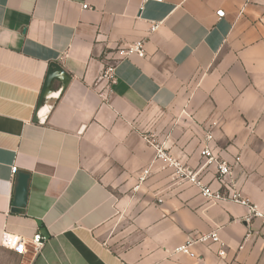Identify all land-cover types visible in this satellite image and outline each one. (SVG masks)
Returning <instances> with one entry per match:
<instances>
[{"label": "crops", "instance_id": "1", "mask_svg": "<svg viewBox=\"0 0 264 264\" xmlns=\"http://www.w3.org/2000/svg\"><path fill=\"white\" fill-rule=\"evenodd\" d=\"M138 40L145 55H125ZM52 64L70 79L39 104ZM207 131L218 157L239 154L232 181L264 211V0H0V240L27 241L0 245V264H264L260 220L154 160L150 141L197 168ZM201 176L218 187L214 165ZM211 230L224 256L175 252Z\"/></svg>", "mask_w": 264, "mask_h": 264}, {"label": "built area", "instance_id": "2", "mask_svg": "<svg viewBox=\"0 0 264 264\" xmlns=\"http://www.w3.org/2000/svg\"><path fill=\"white\" fill-rule=\"evenodd\" d=\"M86 4H82V8H86ZM157 27V24L153 23L150 26V31H154ZM125 55L136 54L139 57H143L145 55L144 43L143 40H138L133 42L129 46H127L124 50ZM103 76L106 77L109 81L113 80L112 68L107 67ZM146 138V137H145ZM147 141H150L146 138ZM211 133L209 131L206 132L203 137L201 148L199 151L201 157V164L194 169L188 168L183 164V162L174 156H172L163 143H155L150 141L154 148V160L163 163L165 168H169L172 171V176L177 178L180 182L190 183L195 186L199 192V194L206 199L208 202L215 203L221 200L232 201L242 205L246 208L247 212L244 216V220L246 222H250L254 219H258L261 221L262 227L264 228V211L261 210L255 203L250 202L247 198L241 195V192L237 190L235 187L231 175L233 168L240 163L239 154L235 155L233 160H226L218 157L217 154L213 151L211 146ZM209 165H214L215 167V176L214 180L217 182L218 187L212 188L211 185L203 180L201 176L204 168ZM149 168L143 170L142 175L140 176V180H143L144 177L148 174ZM17 172V167L15 165L11 166V174L14 176ZM262 240H264V230L261 234ZM46 240V236H42L40 234H34L30 243L35 252H38L44 241ZM26 240L15 234L3 233L0 245L14 250L17 254H24L27 252L26 248ZM217 243L220 244V249L218 250V255L220 257L224 256L225 250L222 248V242L219 238V234L217 230H211L206 233H200L193 237H189L183 244L177 246L175 248V252L186 253L189 255H193L190 246L193 243Z\"/></svg>", "mask_w": 264, "mask_h": 264}, {"label": "water", "instance_id": "3", "mask_svg": "<svg viewBox=\"0 0 264 264\" xmlns=\"http://www.w3.org/2000/svg\"><path fill=\"white\" fill-rule=\"evenodd\" d=\"M55 78L61 81V90H63L66 87L70 76L61 68V66H59L58 64H52L45 78V82L40 95L39 104H41V101L45 99L50 93V85ZM27 181V173L21 172L17 175V185L15 188L14 202L12 208L13 211L20 212L25 205L27 194Z\"/></svg>", "mask_w": 264, "mask_h": 264}]
</instances>
